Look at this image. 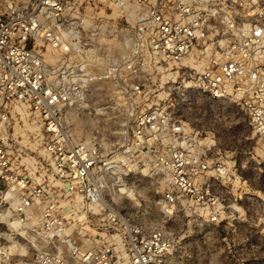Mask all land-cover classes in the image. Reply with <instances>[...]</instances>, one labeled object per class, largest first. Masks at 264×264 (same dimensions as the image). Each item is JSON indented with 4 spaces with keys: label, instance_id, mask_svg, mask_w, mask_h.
<instances>
[{
    "label": "built area",
    "instance_id": "obj_1",
    "mask_svg": "<svg viewBox=\"0 0 264 264\" xmlns=\"http://www.w3.org/2000/svg\"><path fill=\"white\" fill-rule=\"evenodd\" d=\"M255 1L135 0L140 10L132 17V53L121 69L136 77L150 65L171 70L197 63V71H182V77L212 98L230 97L241 105L264 145V25L238 22L232 14ZM71 7L63 0H6L0 14V202L12 211L9 217L0 214V221L19 233L37 219L36 233L47 246L36 251L32 264H166L171 251L164 231L132 226L119 231L114 213L101 205L94 178L105 157L94 144L72 143L60 124V107L72 93L61 86L58 72L67 67L64 56L80 46ZM218 11L225 13L219 27ZM202 45L209 51L198 61ZM68 81L74 89L81 83L76 73ZM125 85L139 89L137 82ZM25 110L41 123L47 180L57 181L49 190L36 185L25 192L29 161L21 147L8 142L9 119L21 118ZM123 133L130 147L165 148L158 158L167 179L159 199L164 215L195 203L209 221L218 220L224 199L213 186L229 183L233 171L212 157L213 140L186 133L164 105L140 111ZM13 256L0 249L1 264H11Z\"/></svg>",
    "mask_w": 264,
    "mask_h": 264
},
{
    "label": "rangeland",
    "instance_id": "obj_2",
    "mask_svg": "<svg viewBox=\"0 0 264 264\" xmlns=\"http://www.w3.org/2000/svg\"><path fill=\"white\" fill-rule=\"evenodd\" d=\"M5 1L0 0V14ZM65 1L72 4L68 11L77 21L80 46L78 52L63 55L67 67L58 72L61 86L72 93L69 102L60 107L59 121L72 143L94 144L104 161L115 165L100 164L94 178L104 200L101 205L114 213L119 231L131 226L161 228L171 251L166 264H264V145L252 133L241 105L230 97L212 98L182 77V71H197V63L171 70L150 65L136 77L121 69L132 53V17L140 10L135 0ZM218 12L217 27L225 15ZM232 14L238 22L264 25V0L236 7ZM205 46L200 48L198 61L208 54ZM75 73L81 79L76 89L68 84ZM136 82L138 90L125 85ZM157 105H164L181 120L186 133L213 140L212 157L230 165L231 181L213 186L224 199L217 221H209L207 212L197 209L195 203L191 207L179 205L171 215L160 211L159 199L167 179L158 158L165 148L161 144L130 147L123 133L136 114ZM7 134L8 142L21 147L29 161L24 170L25 192L36 185L45 190L57 185V181L47 180L49 160L40 138L39 118L25 110L21 118L9 119ZM121 186L132 195L117 191ZM11 212L0 202V214L9 217ZM77 215L80 222L84 220L82 212ZM31 222L29 219L15 233L0 221V249L14 255L11 264H32L36 251L47 246L36 233L37 219Z\"/></svg>",
    "mask_w": 264,
    "mask_h": 264
},
{
    "label": "bare ground",
    "instance_id": "obj_3",
    "mask_svg": "<svg viewBox=\"0 0 264 264\" xmlns=\"http://www.w3.org/2000/svg\"><path fill=\"white\" fill-rule=\"evenodd\" d=\"M107 164H110L108 167H114L115 165L113 164V162L112 161H110V162H107ZM107 167V168H108ZM117 191H119V192H122V193H126L127 195H132L131 194V192L127 189V188H124V187H119V188H117ZM100 199H101V201L103 202L104 200L102 199V197H101V195H100ZM105 204H106V202H104Z\"/></svg>",
    "mask_w": 264,
    "mask_h": 264
}]
</instances>
